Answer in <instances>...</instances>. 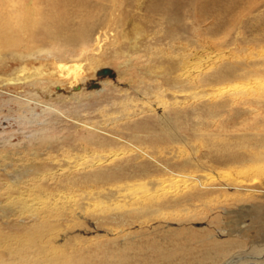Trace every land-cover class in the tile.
Returning <instances> with one entry per match:
<instances>
[{
    "label": "rangeland",
    "instance_id": "rangeland-1",
    "mask_svg": "<svg viewBox=\"0 0 264 264\" xmlns=\"http://www.w3.org/2000/svg\"><path fill=\"white\" fill-rule=\"evenodd\" d=\"M151 1L153 2L119 0L120 6L117 11L114 10L115 13L111 8L106 10L104 15H113L111 27L104 32L102 29L100 32L95 30L96 34L88 43L86 56L78 62H72L66 57L62 61L52 58L48 52L60 53L61 51H56L60 44L55 39L45 42L44 34L47 30L43 26L33 25L24 12L18 18L19 7L10 3V0H0L1 233L9 236L20 232L13 226L28 218L26 212L31 201L47 198L66 205L80 202L86 208L91 207L89 214L100 213L108 207L110 214H118L123 211L121 206L129 203L131 198H141L157 191L175 193L184 190L189 185L187 179L192 175L177 173L175 176H166L161 181L162 184L156 187L149 180L104 188L95 186L96 189L87 186L62 190L59 188L63 186L58 185L57 188L55 185L68 175L89 172L92 163L96 165L95 170H98L129 161L132 162L129 167L131 170L147 168L148 172L155 173L157 166L151 161L154 158L158 162L177 163L189 157L197 163L208 165L210 171L207 175H193L202 178L204 184L209 183L207 185L237 179H264V162L241 170L227 168L216 156L220 154L218 149L209 143L215 140L219 144L227 139L233 145L242 136L256 134L253 130L256 116L251 117V113L246 115L244 110L251 104L255 92L264 95V0H238L232 11L227 6V9L221 11L211 8L209 18L201 27L192 14V9H187L190 12L186 11V15L182 17L183 25L189 28V33L184 34L183 37L187 40L181 43L191 42L193 52L183 78L191 79V82L187 81L185 88L177 89V94L169 91L164 95L167 101H173L174 95L180 100L188 98L187 107L191 109L192 119L190 125H178L168 114L169 110L159 111L161 101L158 98L138 97L135 92L137 80L143 78L141 68L145 65L147 67L149 62L147 58H143L144 54H137L144 49L143 39L136 40V37L148 34L151 47H169V41L163 36L169 27L168 23L161 14H151L148 11L147 5ZM69 8L68 14L63 17L68 18L70 27L63 30L61 43L68 36L75 37L79 42L83 41L82 36L87 37L86 27L80 26L83 22L74 20V9ZM217 18L223 23L222 29H218L220 36L212 38V45L206 44L204 48L200 45V34L207 28L211 31ZM19 21L20 26L17 24ZM51 31L59 33L55 28ZM210 36L206 35L209 39ZM69 45L76 53L80 50L76 42ZM178 46L179 43L175 48ZM209 48L213 51L219 49V52L211 53ZM21 51L23 52L20 53ZM223 68L236 71L235 76L229 75L222 80L212 79L207 84L198 79L201 74L210 75ZM243 68H256L259 72L254 75L245 74ZM104 70H109L110 73H102ZM103 81L108 82L109 86L104 85ZM129 83L135 85L130 86ZM224 104L227 105L226 108L213 111L205 121L207 118L204 119L206 116L203 112L206 106ZM262 112L260 121L264 124V108ZM128 115L135 117L124 120ZM146 120L155 121L149 130L132 131L124 127ZM103 142L105 148L99 146ZM139 148L153 158L137 156L141 151ZM111 158L113 162L104 163ZM41 165L46 168L40 172V179L26 173L29 168ZM11 198L15 201H10ZM221 203L224 204L223 198L219 203H210L205 207L208 212L203 208H194L195 211L178 210L175 214L181 219L194 217L195 226L203 224L205 231L209 228V235L216 237L226 230L235 232L257 226L260 231L256 237L259 241L264 240V204L260 210L257 206H247L230 209L231 212L225 215L218 211L220 220L212 223L214 213L209 212V208L222 205ZM79 229L84 231L80 234L81 237H90L92 248H100L98 263L108 260L111 264H120L119 259L126 254L130 259H127L126 264H137L139 257L141 260L144 258L141 245H134L136 230H131L126 239H117L114 234H106L105 229L94 220ZM21 234L23 233H19ZM118 235L121 238V234ZM124 235L127 236V233ZM154 240L170 244L165 242L164 236L156 235L148 236L143 241L144 244H150ZM120 241L124 243L116 246ZM125 244L128 246L127 251H123ZM143 250L147 258H150V251L144 246ZM233 254L229 259H236L235 256L239 255L236 252ZM246 257L250 259V255L243 254L242 258ZM226 260L219 261L218 264H223Z\"/></svg>",
    "mask_w": 264,
    "mask_h": 264
},
{
    "label": "bare ground",
    "instance_id": "bare-ground-1",
    "mask_svg": "<svg viewBox=\"0 0 264 264\" xmlns=\"http://www.w3.org/2000/svg\"><path fill=\"white\" fill-rule=\"evenodd\" d=\"M236 1L238 3V0L151 1L147 5L148 11L151 14H161L168 23L169 27L164 31L163 36L165 40L169 41V47H151L148 34L136 37V40L141 38L142 41L143 39L142 48L144 49V51H139L137 54H144L143 58H147V61L149 60L147 67L145 65L141 68L143 78L137 80L138 86L135 88L137 96L142 98H158L161 101L159 102V111L169 110L168 114L178 122V125H190L192 119L190 117L191 109L187 107L189 105L188 98L185 97L180 100L177 95H172L173 101H167L164 95L169 91L177 94V89L185 88L186 82H191V79L185 80L183 78V74H186L187 66L191 62L190 58L193 52L191 42H188V44L181 43L187 40L186 37H183L184 34L189 33V28L183 25L182 17L186 15L187 9H192V14L195 15L199 23L198 25L201 27L202 23L209 18L211 8L221 11L222 9H227L225 7L227 6L232 11L235 9ZM223 2L227 3V5ZM10 3L19 7L17 11L18 18H20L21 14L23 16L22 12H24L33 25L40 24L47 30L46 34H44L45 42L49 43L55 39L60 44L56 48V51H61L60 53H55V51L48 52L52 58L62 61L66 57L72 62H78L82 57L86 56L88 43L92 36L96 34L95 30L99 31L102 29L104 32L111 27L113 15L111 14L110 18L104 15V12L111 8L113 13H115L116 9L120 6L119 0H10ZM69 7L74 9V20L83 22L80 26L86 27L87 37L82 36L81 39L83 41L79 42L75 40V37L68 36L61 43L60 39H62L61 34H63V30L70 27L68 18L63 17V15L68 14ZM17 24L20 26L21 21L17 22ZM222 26L223 23L217 18L211 27V31L207 30V28L200 34V45L204 48L206 44L212 45L210 43L213 40L212 38L220 36L218 29ZM54 28L58 29L59 33H53L51 30ZM209 34L212 35L210 36ZM206 35L210 36V39ZM95 41L97 42L98 39ZM73 42H76L80 48L77 51L78 53L69 45V43L73 44ZM178 43L180 46L176 49L175 46ZM210 50H212L211 53L214 51L215 53L219 52V49L213 51L212 48H209L208 51ZM243 71L245 74L251 75L259 72L256 68H243ZM102 73L106 74L110 72L109 70H104ZM235 74L236 71L223 68L214 71L210 75L201 74L198 79L201 83L207 84L212 79L222 80L229 75L235 76ZM103 84L109 86L108 82L103 81ZM129 85L135 84L129 83ZM184 91L186 92V90ZM254 95V99L250 102L251 104L247 105L249 107L244 111H246V115L251 113V117L256 116L255 127H252L256 134L253 136H242L236 139L238 141L233 145L227 139H223V142L219 144L215 140L209 141L212 146L218 149L220 154L216 156L227 168L241 170L242 168H250L248 166L264 162V124L260 121L263 114L262 109L264 108V95L260 92H255ZM213 105L205 107V111L203 112L206 116L204 119L207 118L205 121L211 117L213 111H219L218 108L227 107L226 104H224L226 106L219 105L212 107ZM133 117L135 115H128L124 120H131ZM155 121L146 120L131 126L125 125L124 127L128 130H149L148 128L153 126ZM247 127L251 126L247 125ZM104 144L103 142L99 146L104 147ZM137 156L146 159L149 157L153 158L144 149ZM151 161L156 163L157 172L155 173L148 172L147 168L131 170L129 167L132 162L129 161L115 163L111 167L98 170H95L96 165L92 163L89 167L91 169L89 172L78 175L73 173L74 176L68 175L55 185L57 188L58 185L63 186L59 188L62 190H74L77 188H87V186L89 188H95V186L104 188L121 183L131 184L134 181L149 180L156 187L159 186L164 177L175 176L177 173L192 174L187 179L189 185L185 186L184 190L175 193L167 191L159 193L160 191H157L141 198H131L129 203L121 204V210L123 211H120L122 213L118 214H110L108 212V208L110 207L104 208L102 211L100 210V213L89 214L91 207L86 208L80 205V202H72L70 205H66L65 203L59 204L56 201L52 202L47 198H43L44 200L36 199L37 201H31L32 203L30 204L26 202L29 204L26 212L28 218L23 219L17 226H13L18 229V232L20 231L19 233L23 234L12 233L8 236V234L0 232V264H111L108 260H105L104 263H98L100 248H92L93 242L90 237L85 236L83 238L80 235L84 231L82 232L79 228L89 225L91 220L100 224L101 228L105 229L106 234H114L117 239H122V237L126 239L129 237L131 230H136L135 236L137 239H135L134 243L136 244L134 245H138V243L141 245L140 250L142 257H144L143 260L139 257L137 264H218L219 261L223 262L226 259L228 260L223 264H264V240L259 241L257 239V233L260 231L258 230L260 228L257 226H253L252 229L248 228L247 230L238 229L235 232H227L226 230V232L219 234V238L210 236L209 228L205 231L203 224L202 226H195L194 221L196 219L194 217L190 218L189 216L187 219H181L175 214L178 210L189 211L194 210V208H203L204 211L206 210L205 212H208V208L205 207H208L210 203H219L222 198L224 204L221 203L222 205L219 204L217 207L209 208V212L214 213V217L211 220L212 223L220 220V216L218 215L220 213L218 211L223 212L222 214L225 215L231 212L230 209H240L247 206H257L260 210L264 204V179L260 181H256L255 178H253L254 180L237 179L233 182H219L207 185L209 183L204 184L202 178L193 176L201 173H206L207 175L210 169L206 163H197L189 157L177 163L170 161L158 162L155 158ZM109 162H113L112 158L104 161V163ZM43 165L37 168H29L26 173L31 175V177L37 176L36 178H38L39 174L41 175L40 172L43 169L45 171L46 166L42 167ZM207 177L209 178V176ZM10 201L15 200L11 198ZM136 224H139V226H135ZM125 233H127V236L124 235ZM118 234H121V238H119ZM155 235L164 236L165 242L168 241L170 244L158 240H154L150 244H144V238ZM122 243L124 242L120 241L116 246H120ZM143 246L152 254L150 258H147L144 254ZM127 250L128 246L125 244L123 251ZM235 252L239 253V255L235 256L237 258L229 259ZM243 254L250 255V259L247 257L242 258ZM127 259L129 258L126 254L119 259V263L126 264Z\"/></svg>",
    "mask_w": 264,
    "mask_h": 264
}]
</instances>
